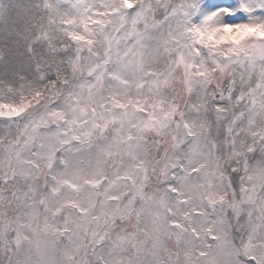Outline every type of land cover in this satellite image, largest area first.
Returning <instances> with one entry per match:
<instances>
[{
    "label": "snow or ice",
    "instance_id": "6c2138e0",
    "mask_svg": "<svg viewBox=\"0 0 264 264\" xmlns=\"http://www.w3.org/2000/svg\"><path fill=\"white\" fill-rule=\"evenodd\" d=\"M0 264H264V0H0Z\"/></svg>",
    "mask_w": 264,
    "mask_h": 264
}]
</instances>
